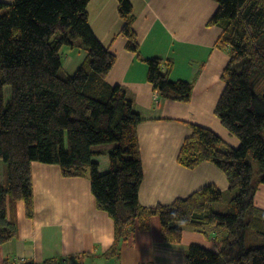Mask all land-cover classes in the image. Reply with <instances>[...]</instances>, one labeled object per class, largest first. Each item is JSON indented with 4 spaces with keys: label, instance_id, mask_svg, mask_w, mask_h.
I'll use <instances>...</instances> for the list:
<instances>
[{
    "label": "trees",
    "instance_id": "1",
    "mask_svg": "<svg viewBox=\"0 0 264 264\" xmlns=\"http://www.w3.org/2000/svg\"><path fill=\"white\" fill-rule=\"evenodd\" d=\"M88 2H0V163L6 173V187L0 180V246L17 237V203L27 219L33 216L31 163L37 162L57 166L65 179L89 180L97 209L113 223V243L104 257L116 255L120 243L147 231L157 218L161 239L169 245L179 244L184 230L215 235L217 251L192 244L183 264H264V210L254 203L258 186L264 185V99L256 90L264 81V0H215L217 9L208 21L221 29L215 47L229 57L214 115L237 138L238 147L188 124L189 135L177 155L178 164L189 170L204 162L217 167L231 196L225 199L215 186L206 185L153 207L138 200L143 172L137 126L142 118L126 90L106 81L115 56L93 34ZM117 12L119 34L127 51L147 65L153 93L189 102L192 84L170 79L171 61L141 58L128 0H117ZM63 47L84 54L65 77L60 76ZM4 87L10 89L7 100ZM103 155L108 170L100 173L94 158ZM0 264L36 263L5 258Z\"/></svg>",
    "mask_w": 264,
    "mask_h": 264
},
{
    "label": "crops",
    "instance_id": "2",
    "mask_svg": "<svg viewBox=\"0 0 264 264\" xmlns=\"http://www.w3.org/2000/svg\"><path fill=\"white\" fill-rule=\"evenodd\" d=\"M128 2L141 58L171 61L170 79L192 84L187 103L159 99L146 80L147 65L127 51L126 39L119 34L122 22L117 0H89V26L115 56L106 81L126 90L134 102V110L142 118L137 126L143 172L138 191L140 205L171 204L206 185L215 186L225 199L230 197L225 175L213 164L204 162L189 170L177 162L181 144L189 135L188 124L211 130L232 148L239 145L214 115L224 88L220 76L229 60L225 50L215 47L221 29L208 25L217 3L215 0ZM77 53L80 61L71 66V57L66 58L63 70H76L84 57L81 51ZM94 160L108 170L105 155ZM31 184L33 216L27 219L22 203H17V237L0 246V263L10 258L36 264L49 260L58 264H183L192 244L211 251L218 249L214 234L205 237L190 230L183 231L179 244H166L161 239L158 219L152 218L147 231H137L118 245L116 255L104 257L113 243V223L97 209L89 180L65 179L57 166L32 162ZM254 203L264 210V186H258Z\"/></svg>",
    "mask_w": 264,
    "mask_h": 264
},
{
    "label": "rangeland",
    "instance_id": "3",
    "mask_svg": "<svg viewBox=\"0 0 264 264\" xmlns=\"http://www.w3.org/2000/svg\"><path fill=\"white\" fill-rule=\"evenodd\" d=\"M61 52H62L61 53V58L63 59L62 64L64 63L65 59L66 58H69V57H71L70 59H72V61L70 62V65L71 66H73V62L74 61L75 62H79L80 59H81L80 56H79V54L77 53L78 52V49L77 50H74L73 52H68L67 51V47H63V49H62ZM63 65H65V64H63ZM65 67H68V64L67 63H66V66ZM73 72L74 71L63 70V68H62L60 76L65 77L67 75L73 74ZM263 87H264V81H262L260 83V85H257L256 90L258 92H262L263 93L264 92ZM9 93H10L9 87H4V98H5V100H7L9 98ZM104 147L105 148H111V145H106ZM104 147L103 146L102 147H97L95 149L100 148L102 150V148H104ZM249 163L251 164V166L253 167V169L256 170V164H255V162L252 161V160H249ZM98 171L100 173L106 172V170L105 169L103 170L102 166H99V165H98ZM0 180H1V183L4 185V187H6L5 166L2 165V163H0ZM261 186H264V185L261 184Z\"/></svg>",
    "mask_w": 264,
    "mask_h": 264
},
{
    "label": "water",
    "instance_id": "4",
    "mask_svg": "<svg viewBox=\"0 0 264 264\" xmlns=\"http://www.w3.org/2000/svg\"><path fill=\"white\" fill-rule=\"evenodd\" d=\"M262 98L264 99V92L262 93Z\"/></svg>",
    "mask_w": 264,
    "mask_h": 264
}]
</instances>
